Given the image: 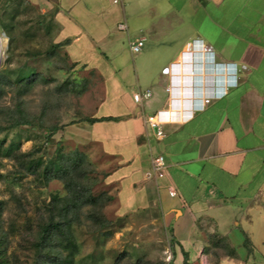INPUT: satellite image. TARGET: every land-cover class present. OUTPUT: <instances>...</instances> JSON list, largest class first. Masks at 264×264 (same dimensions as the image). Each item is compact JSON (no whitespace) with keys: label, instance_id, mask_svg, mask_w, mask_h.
Masks as SVG:
<instances>
[{"label":"crops","instance_id":"obj_1","mask_svg":"<svg viewBox=\"0 0 264 264\" xmlns=\"http://www.w3.org/2000/svg\"><path fill=\"white\" fill-rule=\"evenodd\" d=\"M40 1L55 9L69 58L104 77L106 96L91 117L118 119L84 122L101 129L90 137L117 160L106 179L119 185L120 214L158 206L175 250L190 263L199 264L209 239L220 237L236 255L218 264H264L252 239L264 228V0ZM131 34L145 39L151 55L130 95L100 64L121 38L135 40ZM145 89L151 98L137 104L133 93ZM162 110L172 121L159 138L146 117ZM159 153L163 178L152 172Z\"/></svg>","mask_w":264,"mask_h":264},{"label":"rangeland","instance_id":"obj_2","mask_svg":"<svg viewBox=\"0 0 264 264\" xmlns=\"http://www.w3.org/2000/svg\"><path fill=\"white\" fill-rule=\"evenodd\" d=\"M54 12L40 0H0V125L19 122L0 132V264H183L158 206L120 214L119 185L106 179L117 160L90 137L101 129L83 120L102 107L104 77L74 63L58 44ZM149 50L146 43L135 54L123 37L102 56L100 68L106 75L107 69L114 71L131 95L137 75L148 69ZM57 159L69 172L47 175L46 166ZM77 186L83 195L102 197L83 205L71 190ZM50 221L61 222L65 235L55 232L39 249ZM263 229L260 223L252 238L262 254ZM232 251L226 239L214 237L197 259L218 264Z\"/></svg>","mask_w":264,"mask_h":264},{"label":"trees","instance_id":"obj_3","mask_svg":"<svg viewBox=\"0 0 264 264\" xmlns=\"http://www.w3.org/2000/svg\"><path fill=\"white\" fill-rule=\"evenodd\" d=\"M2 28L5 32V34L9 37V40L12 41L13 36H12L11 32L9 31V29H7V27H5V26H3ZM67 42H68V40L59 42L58 44L60 46H65L67 44ZM0 77H1V69H0ZM0 88H1V84H0ZM117 119H118V117H115V116H102V117L88 116V117L84 118L83 120H87L89 122H97V121H103V120H117ZM16 124H19V122ZM16 124H14V125H0V132L9 129L10 126H15ZM57 129H59V127H53L52 130H57ZM78 152H77V154H78ZM69 170H70L69 165L65 164V162L61 161L60 159H57L56 161L54 160V161H50L48 163V165L46 166V169H45V173L47 175L64 176L66 173L69 172ZM80 188H81L80 186H77L71 190L74 193H76L75 199L76 200H82L83 205H87V204L93 205V204L97 203L98 200L102 197L101 195L95 196V195H92L91 193H87V195H83L84 193L82 192V190ZM107 199L113 200L114 196L107 195ZM55 232H58L62 235H65V232H64V229H63L61 222L50 221V222L44 224L42 231H41V234L39 236V241H38L39 249H41L42 246L45 245V243H47V241L51 240V238L53 237ZM218 238H220V237H218ZM220 239H222V238H220ZM245 246H246L248 252L251 253L253 249L251 246L250 238L247 236L245 238ZM235 255H236V253L234 251H232V254L230 257H233ZM183 257H184L183 264H190L188 261V254L186 252H183Z\"/></svg>","mask_w":264,"mask_h":264},{"label":"built area","instance_id":"obj_4","mask_svg":"<svg viewBox=\"0 0 264 264\" xmlns=\"http://www.w3.org/2000/svg\"><path fill=\"white\" fill-rule=\"evenodd\" d=\"M122 0H114L115 3H120ZM119 30H126L127 26L125 23L118 24ZM145 45L144 38H137L130 41V49L133 53H140ZM171 86L167 87V91H171ZM152 92L149 89L138 90L133 93V99L137 104H143L146 100L150 99ZM211 100V97H205L203 103L206 104ZM172 121V116L169 110L158 111L154 114L146 117V122L154 133L160 138L164 135L162 125L166 122ZM152 172L155 177L163 178L167 172V162L163 154L159 153L151 159ZM169 195L172 197L177 196V191L174 188H169Z\"/></svg>","mask_w":264,"mask_h":264},{"label":"bare ground","instance_id":"obj_5","mask_svg":"<svg viewBox=\"0 0 264 264\" xmlns=\"http://www.w3.org/2000/svg\"><path fill=\"white\" fill-rule=\"evenodd\" d=\"M2 49H3V42H2V40H0V57L3 55L2 54Z\"/></svg>","mask_w":264,"mask_h":264},{"label":"water","instance_id":"obj_6","mask_svg":"<svg viewBox=\"0 0 264 264\" xmlns=\"http://www.w3.org/2000/svg\"><path fill=\"white\" fill-rule=\"evenodd\" d=\"M0 63H1V57H0ZM168 71V68H165V72H167Z\"/></svg>","mask_w":264,"mask_h":264}]
</instances>
